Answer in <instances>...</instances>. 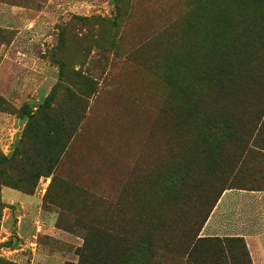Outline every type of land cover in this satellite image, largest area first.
<instances>
[{
  "label": "rangeland",
  "instance_id": "374dc122",
  "mask_svg": "<svg viewBox=\"0 0 264 264\" xmlns=\"http://www.w3.org/2000/svg\"><path fill=\"white\" fill-rule=\"evenodd\" d=\"M263 8L0 0V264H220L216 248L190 252L189 220L200 237H240L264 264V76L242 70L264 66V43L226 29L260 26ZM205 85L222 99L205 103ZM185 86L213 126L180 121ZM177 186L179 209L166 204Z\"/></svg>",
  "mask_w": 264,
  "mask_h": 264
},
{
  "label": "trees",
  "instance_id": "16d2710c",
  "mask_svg": "<svg viewBox=\"0 0 264 264\" xmlns=\"http://www.w3.org/2000/svg\"><path fill=\"white\" fill-rule=\"evenodd\" d=\"M220 10H222V7H220ZM244 16L247 18L249 17V15L247 13H244ZM258 22H260L261 18H264V8L261 9L260 11H258ZM254 20H257L256 18H254ZM253 20V21H254ZM256 25V24H255ZM255 25H244L243 27H238V25L233 24L232 22L228 23L226 26V29L231 32V33H236L238 31V29L241 28V30L243 31V33L247 34V42L248 41H252L254 42L255 45H251L250 46L256 48V51H259L260 47H263L262 43H264V23H262L260 26H255ZM257 27L260 30V34L259 36H253V33L255 32V29H253V27ZM256 37V38H255ZM258 38H260L261 40H259ZM247 47V46H246ZM260 53L263 52L264 53V49L259 51ZM216 56H218V54H215ZM264 55V54H263ZM243 70V75L244 74H248L247 77L251 75H253V77H258V76H264V66H258V67H254V68H246V69H242ZM240 70L237 72V75H239ZM234 73V72H233ZM233 73H227L226 76L224 74H222L221 76H219L218 78H215L216 81H220V79H223L222 84L219 85V90L220 87L223 88L224 86L227 85V83L230 82V80L233 77ZM224 77V78H222ZM205 92H204V98H205V103L208 104V102H210L212 99H217L219 102V100H221L222 98L220 97L219 94H217L216 96H211L212 93L214 92L213 87H211L210 85H205L204 87ZM190 93L189 96V104L190 106H188V108L186 110L182 109L181 106H178L176 108V114H178V117L180 119V121L182 120H186L187 122V127L190 125H193L194 120L196 121L197 119L199 121H210V123L208 125H211V122L216 120V117H218V115H212L209 113H205L207 108L205 107H197V103H196V97L193 95V91L191 90V87H183L181 90V96L185 97V93L186 92ZM179 100L181 101L182 98H179ZM181 103V102H180ZM43 105V104H42ZM41 108H44V105ZM209 107V106H208ZM220 110H224L225 114L223 115H227L228 116V110L229 107L228 106H220L219 107ZM184 114H188V117L190 115H194V118L192 119L191 122L187 121V118L185 117ZM226 119V116H223ZM225 125H229V124H225ZM223 127V126H222ZM209 132V131H207ZM187 183L189 182H185L184 185H187ZM16 185V184H14ZM176 186V185H175ZM23 191H30L31 190V185H22ZM187 200V196L183 195L182 189H180V187H173L172 191H171V197L169 199V203H166L167 205L169 204L170 206H172L175 209H179L180 205L184 204ZM143 213H145L143 211ZM188 224V225H187ZM187 227H186V235H190V243H192V249L190 250V252L192 253V250L194 248V246H198V245H202L205 247V253H208V249L209 247H213L216 248L218 250V256L217 259L220 262H223V264H228L227 261H230V264H251L250 258H249V254L246 248V245L244 244L243 240L240 237H224V238H220V237H200L198 236V231L199 228L201 226L198 225L197 228V223L195 221L189 220L187 223ZM196 224V225H195ZM184 225V226H186ZM102 226L101 225H95V233H97L98 235H101L100 237H110V235L104 234L103 231L101 230ZM134 241H136L137 244H141V242L144 243V241L142 240V238L139 237H132ZM141 240V241H140ZM148 241L152 242L153 239L149 238ZM237 245L236 250L230 248L232 244ZM226 246L227 249V254L225 253V250L223 249V247ZM187 250V249H186ZM189 252V254H190ZM119 251L116 250L114 251L113 255L115 256V258L118 256Z\"/></svg>",
  "mask_w": 264,
  "mask_h": 264
},
{
  "label": "crops",
  "instance_id": "0c3cea01",
  "mask_svg": "<svg viewBox=\"0 0 264 264\" xmlns=\"http://www.w3.org/2000/svg\"><path fill=\"white\" fill-rule=\"evenodd\" d=\"M257 254L264 258V235H259L257 239Z\"/></svg>",
  "mask_w": 264,
  "mask_h": 264
}]
</instances>
